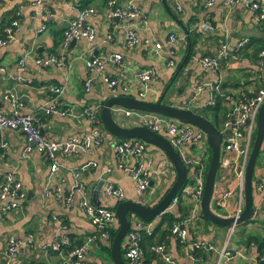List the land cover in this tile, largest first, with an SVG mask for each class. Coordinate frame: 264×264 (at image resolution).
I'll return each instance as SVG.
<instances>
[{
    "label": "crops",
    "instance_id": "obj_1",
    "mask_svg": "<svg viewBox=\"0 0 264 264\" xmlns=\"http://www.w3.org/2000/svg\"><path fill=\"white\" fill-rule=\"evenodd\" d=\"M33 1L19 0L22 10L18 17V29L8 42L0 46V110L11 113L13 106L7 96L11 94L17 96L23 103L21 113L31 115L36 127L48 139L62 140L91 132L92 125L83 115V109L88 105H96L100 118V110L110 96L102 74L118 79V95L138 98L140 86L134 74L137 70L153 68L157 78L149 83L143 99L156 101L171 81V75L175 74L173 72L182 65L173 85L174 89H169L164 96L167 99L165 102L168 103L179 91L177 88L180 89L182 96L176 105L185 102L196 83L208 84L218 78L221 83L220 90L224 92L240 91L253 94L260 86L262 71L258 66L255 45L248 44L239 50L236 49V45L243 38L249 39L248 36H242L243 31L255 29L260 33L256 36L263 35L261 28L252 23L251 12L244 2L228 5L226 0H216L212 6L206 7L202 1L178 0L180 6L178 10L173 0H166L170 10L168 12L161 0H137L141 9L140 16L132 20H122L108 17V0H41L38 5L33 4ZM128 1L118 0L122 6ZM259 2L264 6V0ZM76 3L94 9L88 23L95 31V39L91 42L77 39L73 44L69 42L64 46L62 33L77 15ZM14 10L13 0H0V24L9 19L11 21L15 16ZM44 14L50 15L49 19H46ZM205 21L210 22L215 29L212 32L200 31L190 50L188 32L185 33L184 28L186 30L188 28L192 33L193 28ZM43 25L44 28L41 29ZM129 33H134L138 38V42L133 46L127 45ZM172 33L176 34L179 40L170 48L167 41ZM223 41L227 44L226 56L218 58L219 72L213 75L208 69L203 68L199 58L203 55L215 56ZM95 51L97 53L95 57L119 54L121 60L105 61L104 73L89 72L85 62L87 59L91 60ZM50 53L62 57V65L38 66L34 63L35 57H43ZM21 57H25V69L18 79L17 61ZM170 60L175 63L173 71L168 65ZM49 85L64 87V92L55 105L64 114L44 112ZM209 90L204 89L200 93L199 107L206 101ZM114 116L122 126L136 125L133 117H122L121 114ZM102 132L104 137L100 145H93L87 151L58 153L59 169L51 173L50 163L41 152L32 150L24 153L25 136L20 130L0 131V144L2 141L8 144L4 151L0 149V182L3 174L14 167L25 191V199L20 206L0 218V264L6 262L4 254L6 238L9 235H13L22 243L16 258L17 264L31 261L40 264H59L57 254L43 250L44 245L65 234L70 236L74 245H80L88 236L95 233V226L77 204L78 195L74 196L75 205L69 209L62 202L55 200L54 193L51 192L55 186H59L63 194L67 193L73 182L72 171L85 162L94 161L97 164L82 175L89 198L95 205L111 208L115 205L116 201L104 194L107 182L118 183L124 189L126 199L138 200L145 205H154L173 184L175 170L165 153L144 141L146 147L139 156H131L124 160L126 164L142 163L148 171L150 188L138 193L135 181L118 166L114 143L121 139L104 127ZM261 160L263 162L264 157ZM227 172L219 171L217 175L216 180L222 187L230 184ZM254 173L255 179L264 180V164L255 168ZM253 196L255 205L253 219L241 224L246 225V232L254 234L246 238L238 236L228 242L229 226L225 228L205 220L202 212L200 216L198 214L196 220L186 221L189 210L187 202L179 204L185 211H181L179 205L175 206L168 212L174 211L176 216H179L178 219L185 220L189 242L211 243L215 250L193 252L169 235L164 241L167 245L166 254L170 257L171 263L155 253L147 264L263 262L260 255L264 253V189ZM113 210L115 211V207ZM221 213L226 214V209L221 210ZM160 215L151 221L153 227L160 222ZM136 219L132 218L129 221L132 223ZM163 227L169 229L170 226L164 223ZM109 246L111 248V244L102 237L96 238L87 247L85 263L113 264L110 253L106 251ZM224 247L232 253L231 259H225L222 254Z\"/></svg>",
    "mask_w": 264,
    "mask_h": 264
},
{
    "label": "built area",
    "instance_id": "obj_2",
    "mask_svg": "<svg viewBox=\"0 0 264 264\" xmlns=\"http://www.w3.org/2000/svg\"><path fill=\"white\" fill-rule=\"evenodd\" d=\"M41 0H34L33 4L38 5ZM176 9L180 10L178 0H173ZM202 1L206 7L212 6L216 0H197ZM15 4L14 17L10 23L3 28L4 38H0V46L8 42L13 34L18 29V17L22 10V5L19 0H13ZM244 2L250 12L251 21L254 25L259 26L264 20V6L259 0H226L228 5ZM77 15L71 20L62 33V44L65 46L73 39H86L91 42L95 39V31L88 23V18L94 13L91 7L83 6L81 3H76ZM108 17L110 19H135L141 14V9L138 6L137 0H129L125 6L119 4L118 0L107 1ZM42 13V12H41ZM45 15V14H44ZM50 15H45L49 19ZM44 28V25L41 29ZM215 28L208 21H205L195 28V33L200 31L212 32ZM184 38V37H183ZM179 38L176 34H170L167 45L171 48L178 42ZM138 42V38L134 33H129L127 37V45L133 46ZM147 42V40H146ZM249 44L248 38H243L237 45L239 50ZM226 41L220 45V50L215 56L203 55L199 58L203 68L208 69L213 75L219 72L218 58L226 56ZM159 47V45H157ZM258 66L262 71L261 83L257 90L249 95L240 91L224 92L220 90V78L214 82L196 83L193 85L192 91L187 96L185 102L181 105L172 104L180 108H188L196 113H201L205 107H215L220 99L221 105L225 106L221 114V123L218 130L221 133L220 145V161L219 171L227 172V178L230 179V184L222 187L218 181L215 183V190L211 198L210 208L217 215L222 217H232L233 222L230 227V232L237 226L236 219L239 217L244 208V189H245V170L253 146L254 136L257 129V116L264 102V49L257 53ZM121 56L112 54L107 57H94L87 59L85 62L86 69L89 72L104 73L105 61L119 62ZM34 63L38 66H47L50 64L62 65L63 58L54 54H47L43 57H35ZM169 66H175V63L168 61ZM25 69V57H21L17 61V78H21V72ZM139 82L138 99H143L149 87V83L157 78V73L153 68L137 70L134 74ZM102 79L107 85L110 96L118 95V79L109 78L102 74ZM88 86V82L86 84ZM126 89V87H124ZM204 89H210L206 101L199 107L198 98ZM64 87L60 85H49L47 99L44 106V112L60 113L56 104L58 98L63 94ZM10 101L13 109L11 113H6L0 110V131L6 129L20 130L25 136L24 153L32 150H37L44 155V158L50 163L51 173L59 169L58 153L68 154L72 151H87L93 145L101 144L103 140L102 123L98 116L97 106L88 105L83 109V115L90 121L92 125L91 132L87 135L76 136L68 139L54 140L44 137L39 129L34 124V118L31 115L21 113L23 103L15 96L10 95ZM171 104V103H169ZM194 108H190V107ZM113 113L121 114L122 117H133L136 125L147 127L148 129L163 135L175 152L179 155L183 164L186 167L187 178L182 185L180 191L172 198L167 206L166 211L173 209L182 202H187L189 206L186 221L196 220L198 214L200 216V202L204 190L205 176L207 171V160L209 157V145L207 143L206 134L194 125L181 123L176 119L161 115L158 113L144 112L133 109H126L120 106L112 107ZM7 142L2 141L0 149L2 151L7 147ZM146 144L139 139H126L114 143V148L117 152L118 166L123 168L126 174L135 181L136 190L142 193L150 188L148 171L141 163L126 164L124 160L139 156L145 150ZM3 154V152H2ZM130 163V162H129ZM97 164L94 161H88L81 164L71 173L72 183L69 186L67 193L63 194L59 186H55L51 192L54 193L55 200L62 202L66 208H72L75 205V195L79 196L78 206L84 211L89 218V221L95 226V233L88 236L80 245L71 247V239L68 235L57 237L48 245L42 247L45 251H50L57 254L59 264H87L84 257L87 252V247L96 238L102 237L107 242L109 241V230L116 223L114 210L108 206L95 205L89 198L86 186L82 181V175L90 168ZM15 168H9L2 176L0 182V218H3L11 210L17 209L21 202L25 199V191L21 181L17 178ZM218 171V173H219ZM254 193H261L264 189V180L254 179L252 181ZM106 197L114 201L128 200L124 189L118 183L107 182L104 187ZM234 199V200H232ZM226 209L227 213L222 214L221 210ZM228 209V210H227ZM163 212V213H164ZM132 230L125 235V239L129 242V247L124 253V258L127 264H141L143 251L140 247L142 234L151 235L153 232L152 222H143L136 219L131 223ZM170 235L178 240L184 247H188L191 251H213V244L206 242H189V233L185 225V220L177 219L173 221L169 227ZM21 241L13 235L6 238L5 247V264H17L16 258L21 249ZM64 246L70 247L65 250ZM166 243L162 241L151 247V250L158 253L166 262L171 263L170 257L166 254ZM222 254L225 259H231L232 253L224 247ZM264 259V257L262 258Z\"/></svg>",
    "mask_w": 264,
    "mask_h": 264
},
{
    "label": "water",
    "instance_id": "obj_3",
    "mask_svg": "<svg viewBox=\"0 0 264 264\" xmlns=\"http://www.w3.org/2000/svg\"><path fill=\"white\" fill-rule=\"evenodd\" d=\"M161 2L166 7L167 11L170 12L166 0H161ZM184 31L185 33L187 32L185 28ZM259 34L260 33L255 29H248L243 31L242 36L249 37ZM75 41L76 39H73L71 43L73 44ZM96 55L97 53L95 51L91 59ZM181 66L176 70L174 77L167 84V86L164 88L163 93L156 101L138 99L136 97L126 95L109 96L105 100L100 110L101 123L108 132L119 137L121 140L140 139L158 147L165 153L175 170V180L173 184L164 193L161 199L158 200L154 205H145L141 201L128 199L120 201L115 207L114 214L117 219L118 230L113 237V240L111 241L110 258L113 264H125L121 252V243L130 226V218H138L146 223L153 221L158 215L162 214L166 210L172 198L180 191L187 178L185 165L163 135L158 134L141 125H134L131 127L122 126L117 121L118 118H115L114 116V113L112 111L113 106H120L126 109L166 115L176 119L181 123L191 124L201 129L206 134L207 143L211 150V158L206 171L204 190L200 202L202 216L206 220L221 226H229L233 222L232 217L219 216L210 208L211 198L215 190V183L219 171L221 145L220 131L208 118L204 117L203 115L196 113L191 109L180 108L164 101V96L166 95L167 91L171 89L172 85L177 80ZM7 99L10 100V96H7ZM263 138L264 102L258 112L257 129L245 170L244 208L239 217L236 219L237 225L243 223L247 219H250L254 214L255 205L253 202L254 190L252 187V176L255 169L257 155L263 142ZM96 204L98 203L96 202ZM257 264H262V262H259Z\"/></svg>",
    "mask_w": 264,
    "mask_h": 264
},
{
    "label": "trees",
    "instance_id": "obj_4",
    "mask_svg": "<svg viewBox=\"0 0 264 264\" xmlns=\"http://www.w3.org/2000/svg\"><path fill=\"white\" fill-rule=\"evenodd\" d=\"M12 17H13V13H12ZM10 21V19L7 22L2 21L0 24V38H4V32H3V27L5 24H8V22ZM259 28H261L260 30L262 31L263 35L262 36H249V45H255L256 47V51L255 53H258L259 50L264 49V20L261 22V24L259 25ZM187 32H188V39H189V44L192 50L193 45L195 44V39H197V34L194 31H192V33L189 31V29L187 28ZM248 46V45H247ZM190 53V51H189ZM256 57V55H255ZM251 95V94H249ZM224 111V107L221 105V101L220 99L217 102V105L215 107H205L201 110V114L208 118L214 125L215 127L219 128L220 127V119H221V114ZM210 148H209V157L208 160L210 161L211 158V154H210ZM261 151L258 152L257 157H259ZM253 180V179H252ZM120 201H116L115 205L113 206L116 207V205L119 203ZM182 205H179V209L181 211H185L182 207ZM203 217V216H202ZM179 218V216H176V213L174 211L171 212H164L160 215V222L155 225L153 227V232L151 235H146V234H142V238L140 241V247L143 251V258L141 260V264H147L149 262V260L154 256L155 252L151 250V247L155 244H159L162 241H166L167 237L170 235V231L168 228H164L163 224H167L168 226L171 225V223L175 220H177ZM204 218V217H203ZM205 219V218H204ZM251 219V218H250ZM250 219H247L244 222H248ZM206 220V219H205ZM118 230V224L116 222V224L114 225V227L112 229L109 230V241L108 244H111V241L113 240V237L115 236L116 232ZM132 230L131 227L128 228V232H130ZM70 237V236H69ZM156 237V238H155ZM126 237H124L122 243H121V252L122 255H124V253L126 252V250L129 247V242L125 239ZM155 238V239H154ZM71 239V238H70ZM76 246L71 242V247ZM65 250H68L70 247L68 246H64ZM262 249V247H261ZM106 251L110 253V246L108 248H106ZM200 251V250H199ZM196 252V251H195ZM264 257V253H261L260 255V260H262V264H264V259H262ZM124 262L125 264H127L126 259L124 258ZM26 264H40L39 262H29Z\"/></svg>",
    "mask_w": 264,
    "mask_h": 264
},
{
    "label": "rangeland",
    "instance_id": "obj_5",
    "mask_svg": "<svg viewBox=\"0 0 264 264\" xmlns=\"http://www.w3.org/2000/svg\"><path fill=\"white\" fill-rule=\"evenodd\" d=\"M170 69H172V71L175 69L174 68V66H171L170 67ZM175 73V71L173 72V74ZM174 75H171V79H172V77H173ZM173 85H175V83L173 84ZM173 85H172V87H171V89H174V87H173ZM177 90H179L178 92H176V95H175V97H174V99L172 100H169V102L168 103H171V104H175V103H177V101H179L180 99H181V94L182 93H180V89H178L177 88ZM163 92V91H162ZM172 96V95H171ZM171 96H169V98L171 97ZM167 99L166 98H164V101H166ZM167 102V101H166ZM190 108H194V107H190ZM201 114V113H200ZM202 115V114H201ZM263 143H264V138H263V142H262V145H261V148H260V150L259 151H261L260 152V154H259V157H257V159H256V163H255V168H257V167H259V166H262V164H264V161L262 162V158L264 157V153H263ZM210 154H211V151H210ZM260 160H261V163H260ZM208 165H209V160H207V168H208ZM254 172H255V169H254ZM256 178V174L255 173H253V176H252V179L254 180ZM252 180V181H253ZM257 214V211H256V213H255V215ZM131 219V218H130ZM253 219V217H251V220ZM250 221V220H249ZM245 223H247V222H245ZM245 227H246V225H243V224H239V225H237L236 227H234L233 228V230L229 233V235H228V233H227V242L228 241H230V240H232V239H235L236 237H238V236H240V237H247L248 235H253L254 233L253 232H250V231H248V232H246L245 230ZM225 228H227V226H225Z\"/></svg>",
    "mask_w": 264,
    "mask_h": 264
}]
</instances>
